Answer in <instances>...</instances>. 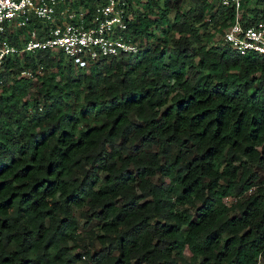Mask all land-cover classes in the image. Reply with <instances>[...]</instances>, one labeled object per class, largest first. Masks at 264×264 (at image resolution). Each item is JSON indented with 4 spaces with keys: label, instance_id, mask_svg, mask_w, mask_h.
<instances>
[{
    "label": "trees",
    "instance_id": "16d2710c",
    "mask_svg": "<svg viewBox=\"0 0 264 264\" xmlns=\"http://www.w3.org/2000/svg\"><path fill=\"white\" fill-rule=\"evenodd\" d=\"M128 3L134 54L4 59L0 264H264V54L222 40L219 0Z\"/></svg>",
    "mask_w": 264,
    "mask_h": 264
},
{
    "label": "built area",
    "instance_id": "2783aa9c",
    "mask_svg": "<svg viewBox=\"0 0 264 264\" xmlns=\"http://www.w3.org/2000/svg\"><path fill=\"white\" fill-rule=\"evenodd\" d=\"M92 1L85 5L81 0H0V34L40 24L28 28L26 38L18 34V46L0 38V91L6 85L4 59L11 54L50 50L60 52L76 68H84L101 58L136 53L139 41L127 31L128 0ZM219 2L233 12L222 40L239 54H264V19L243 25L241 0ZM42 68H22L15 76L35 80Z\"/></svg>",
    "mask_w": 264,
    "mask_h": 264
},
{
    "label": "rangeland",
    "instance_id": "374dc122",
    "mask_svg": "<svg viewBox=\"0 0 264 264\" xmlns=\"http://www.w3.org/2000/svg\"><path fill=\"white\" fill-rule=\"evenodd\" d=\"M255 1H256V0H248V4H249V5H254ZM133 62H134V59L129 58V59H125V60H123L121 63H123V64H127V65H130V64L133 63ZM45 72H46V71H45ZM76 73H77V72L74 71V72H73V76H75ZM38 86H39V81H38V79L35 80V81H32V82L30 83V86H29V89H28V97H32V96L34 95L35 90H36V88H37ZM253 170L259 175V177H261V178L264 177V169H260V168H256V167H254ZM248 192H249V191H248ZM184 254H185V256H188V255H189V252H188L187 250H185V251H184Z\"/></svg>",
    "mask_w": 264,
    "mask_h": 264
}]
</instances>
